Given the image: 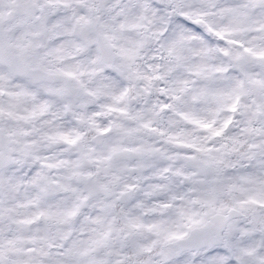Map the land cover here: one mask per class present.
<instances>
[{
	"label": "clouds",
	"instance_id": "1",
	"mask_svg": "<svg viewBox=\"0 0 264 264\" xmlns=\"http://www.w3.org/2000/svg\"><path fill=\"white\" fill-rule=\"evenodd\" d=\"M0 264H264V0H0Z\"/></svg>",
	"mask_w": 264,
	"mask_h": 264
}]
</instances>
